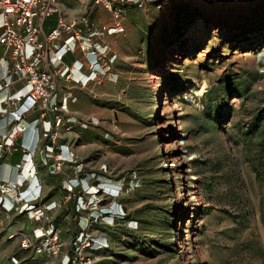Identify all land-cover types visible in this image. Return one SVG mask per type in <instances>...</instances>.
<instances>
[{
    "label": "rangeland",
    "instance_id": "374dc122",
    "mask_svg": "<svg viewBox=\"0 0 264 264\" xmlns=\"http://www.w3.org/2000/svg\"><path fill=\"white\" fill-rule=\"evenodd\" d=\"M205 2L224 12L194 24L159 66L127 63L122 74L137 79L106 145L77 150L83 171L82 155L104 153L108 179L126 182V220L91 227L114 236L107 259L90 252L95 264H264V0ZM8 223L0 217V264H57L76 251L60 238L59 258L35 257Z\"/></svg>",
    "mask_w": 264,
    "mask_h": 264
},
{
    "label": "built area",
    "instance_id": "2783aa9c",
    "mask_svg": "<svg viewBox=\"0 0 264 264\" xmlns=\"http://www.w3.org/2000/svg\"><path fill=\"white\" fill-rule=\"evenodd\" d=\"M73 1L79 6L77 15L74 7L63 8L61 0H0V46L4 49L0 61L4 70L0 93H5L0 103L3 106L0 114L12 119L11 130L0 141V162L5 161L20 141L24 156L15 166L18 180L12 189L18 194L17 203L23 202L20 212L33 213L40 227L32 233L17 229L12 236H21V247L33 251L35 257L57 259L63 247L61 231L54 225L52 209L43 204L44 181L41 180L40 168H51L53 175L64 178L66 192L81 190L87 195L95 191L92 196L98 195L99 201L80 197L76 205L78 213H87L95 205L103 206L110 197L117 198L123 194L121 188L111 194L105 185L99 183L90 187L85 181L87 174L83 172V165L69 149L70 144L76 145L80 141L66 118L69 103L76 102V99L71 94L61 96L59 88L70 84L85 87L86 83L73 79L74 70L88 71L89 80H98L96 74L103 77L106 74L103 65L107 63L105 52L99 49L107 50L106 36L125 34L123 19L126 9L132 7L144 11L148 3L146 0ZM97 8H103L112 16L111 26L93 20ZM54 16H57L56 25L49 34H45V21ZM78 54L82 57L79 58ZM68 55L75 57L72 65L65 62ZM116 59L114 56L108 63L112 64ZM100 82L98 80L97 84ZM24 122L28 124L26 127L22 125ZM67 166L73 168V178H65ZM32 182L35 186L30 191ZM7 189L5 185L0 187V210H17L13 204L11 208L7 206L4 197ZM125 216L122 205L103 206L97 217L91 216L93 220L90 219L89 228L102 223V219L112 217L124 221ZM74 245L76 251L73 255L57 264H95L90 252L109 246L108 242L102 243L94 238L88 230L79 234Z\"/></svg>",
    "mask_w": 264,
    "mask_h": 264
},
{
    "label": "crops",
    "instance_id": "0c3cea01",
    "mask_svg": "<svg viewBox=\"0 0 264 264\" xmlns=\"http://www.w3.org/2000/svg\"><path fill=\"white\" fill-rule=\"evenodd\" d=\"M67 1L68 3H65ZM146 2L148 8L144 11L132 7L126 9L123 19L126 29L125 34L106 36L105 45L107 50L105 51L104 48L99 49V51L105 52L107 63L103 65V71L106 74L103 77L96 74V78L101 81L100 84H97L98 80L96 79L89 80L90 73L88 71L74 70L73 79L86 83L85 87L70 84L66 85L65 88H59L61 96L65 97L71 94L76 99V102L71 101L69 103L66 114V118L73 127V134L80 137V141L77 143L78 146L67 142L70 144V151H73L74 154H77V150L82 147L94 145L98 147L100 143H103L101 146L106 145L105 136L107 137V135L103 130L113 126L112 119L115 112L121 110L119 99L127 82L137 79L136 74H122L126 70L127 63L133 64L136 62L140 65L138 62H145L159 66L167 50H173L180 39L188 34L194 24L207 22L208 14L217 16L222 15L224 12L222 9L215 11L217 5H208L205 0H146ZM60 4L63 8L74 7V14H79V6L73 0H61ZM208 8L211 9L208 10ZM54 17L57 21V16ZM51 19L45 21V26L46 22ZM93 20L98 24L111 26L113 19L103 8H97L93 14ZM53 28H50L48 32L44 29L45 34H49ZM89 47L87 46L88 49ZM3 53L4 49L0 46V61ZM114 56H117V59L109 64L108 61ZM74 60L73 55H68L65 58L68 65H72ZM3 71L0 65V80L3 77ZM4 97L5 93H0V103ZM2 108L3 106L0 105V109ZM22 125L26 127L28 124L24 122ZM11 128V117L0 114V141ZM30 135L29 139L31 138ZM23 156L24 152L19 141L14 151L6 157L5 161L0 162V187L5 185L8 188L4 197L9 204H13L17 208V210L14 209L6 213L1 212L0 217L6 216L9 219L8 225H11L10 230L12 232L23 229L32 233L40 225L34 220L33 213L20 212L23 202L17 203L18 194L12 189L18 180V172L15 166L21 163ZM82 156L85 160L91 162L90 166L83 171L87 174L85 181L89 184L101 183L106 186V191L111 194L121 188L123 194L117 198L110 197V201L123 206L126 182L125 179L117 181L108 179V176H111L109 173L111 168L104 163L107 155L93 153ZM44 157V155L41 156L43 159ZM40 169L41 180L44 181L43 204L52 209L54 225L61 231V240L69 244L70 252L72 251V242L76 240L81 232L88 230L100 242L110 244L108 248L95 252V255L104 259L111 256L114 249V236L109 230L95 228V231V229L89 228V214L92 216L94 214L92 210L87 213L77 212L78 199L80 197L91 198L95 192L87 193V195L81 190L74 193L66 192L64 190V178L53 175L51 168ZM72 169L71 166L65 168V178L75 176ZM80 177H84V174H80ZM34 186L35 182H32L30 191L34 190ZM104 221L108 224L112 222L119 223L117 219L112 217L105 218Z\"/></svg>",
    "mask_w": 264,
    "mask_h": 264
},
{
    "label": "bare ground",
    "instance_id": "6f19581e",
    "mask_svg": "<svg viewBox=\"0 0 264 264\" xmlns=\"http://www.w3.org/2000/svg\"><path fill=\"white\" fill-rule=\"evenodd\" d=\"M199 24H203L202 22L201 23H199ZM198 26V25H197ZM200 27H197V29L196 30H201L202 28H203V26L202 25H199ZM178 47H176V51L178 52ZM170 97V96H169ZM193 101V99L191 98V97H189V98H187V102H192ZM171 111H173V112H175V110L174 109H172L171 108ZM170 113V112H169ZM158 116V114H157V112H155L154 113V117H157ZM162 159V158H161ZM163 161V160H162ZM164 162V161H163ZM161 165V164H160ZM164 165V164H163ZM109 188H111V187H109ZM179 200V199H178ZM7 206L9 207V208H11V204H9V203H7Z\"/></svg>",
    "mask_w": 264,
    "mask_h": 264
},
{
    "label": "trees",
    "instance_id": "16d2710c",
    "mask_svg": "<svg viewBox=\"0 0 264 264\" xmlns=\"http://www.w3.org/2000/svg\"><path fill=\"white\" fill-rule=\"evenodd\" d=\"M124 210H125V209H124ZM126 217H127V216H125V220H126ZM125 220H124V221H125Z\"/></svg>",
    "mask_w": 264,
    "mask_h": 264
}]
</instances>
